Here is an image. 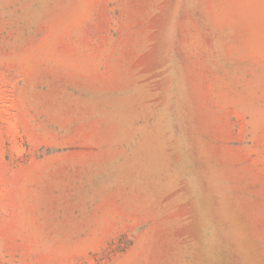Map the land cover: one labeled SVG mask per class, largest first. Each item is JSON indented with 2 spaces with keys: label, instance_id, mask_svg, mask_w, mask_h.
Masks as SVG:
<instances>
[{
  "label": "rangeland",
  "instance_id": "rangeland-1",
  "mask_svg": "<svg viewBox=\"0 0 264 264\" xmlns=\"http://www.w3.org/2000/svg\"><path fill=\"white\" fill-rule=\"evenodd\" d=\"M0 264H264V0H0Z\"/></svg>",
  "mask_w": 264,
  "mask_h": 264
}]
</instances>
